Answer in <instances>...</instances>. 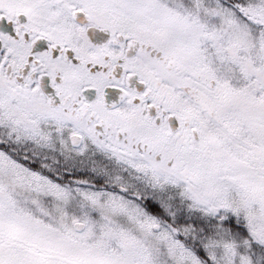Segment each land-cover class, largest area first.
Wrapping results in <instances>:
<instances>
[{"label":"snow or ice","instance_id":"6c2138e0","mask_svg":"<svg viewBox=\"0 0 264 264\" xmlns=\"http://www.w3.org/2000/svg\"><path fill=\"white\" fill-rule=\"evenodd\" d=\"M0 264H264V0H0Z\"/></svg>","mask_w":264,"mask_h":264}]
</instances>
